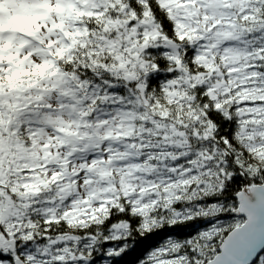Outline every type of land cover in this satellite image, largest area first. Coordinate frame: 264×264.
<instances>
[{
    "label": "snow or ice",
    "instance_id": "6c2138e0",
    "mask_svg": "<svg viewBox=\"0 0 264 264\" xmlns=\"http://www.w3.org/2000/svg\"><path fill=\"white\" fill-rule=\"evenodd\" d=\"M262 240L264 0H0V264H264Z\"/></svg>",
    "mask_w": 264,
    "mask_h": 264
},
{
    "label": "trees",
    "instance_id": "16d2710c",
    "mask_svg": "<svg viewBox=\"0 0 264 264\" xmlns=\"http://www.w3.org/2000/svg\"><path fill=\"white\" fill-rule=\"evenodd\" d=\"M259 181H257L258 183ZM249 181L244 178V177H240V176H237L235 179H234V182H233V185H232V188L233 189H239L241 185L243 184H248ZM229 197L233 200L236 199V197L232 196L231 195V190L229 192ZM218 219H220L221 221L225 222V223H228V224H231V223H235L237 221H243L244 219L241 218V217H236L233 215V213H227L221 217H218ZM212 221L209 220V221H200L199 222V226L200 227H205L208 223H211ZM227 234V233H225Z\"/></svg>",
    "mask_w": 264,
    "mask_h": 264
},
{
    "label": "water",
    "instance_id": "95a60500",
    "mask_svg": "<svg viewBox=\"0 0 264 264\" xmlns=\"http://www.w3.org/2000/svg\"><path fill=\"white\" fill-rule=\"evenodd\" d=\"M236 217H241L243 219H246V215L244 213H233ZM262 244H264V240L261 241ZM261 250H264V247L261 248Z\"/></svg>",
    "mask_w": 264,
    "mask_h": 264
}]
</instances>
